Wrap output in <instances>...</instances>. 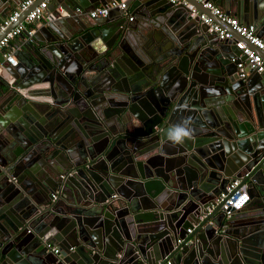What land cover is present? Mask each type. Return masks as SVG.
<instances>
[{
	"label": "water",
	"instance_id": "95a60500",
	"mask_svg": "<svg viewBox=\"0 0 264 264\" xmlns=\"http://www.w3.org/2000/svg\"><path fill=\"white\" fill-rule=\"evenodd\" d=\"M109 1L53 0L0 75V130L23 149L0 157V264H264V72L240 77L242 51L183 4L88 15ZM234 179L248 202L208 211Z\"/></svg>",
	"mask_w": 264,
	"mask_h": 264
},
{
	"label": "built area",
	"instance_id": "2783aa9c",
	"mask_svg": "<svg viewBox=\"0 0 264 264\" xmlns=\"http://www.w3.org/2000/svg\"><path fill=\"white\" fill-rule=\"evenodd\" d=\"M53 0H20L19 4L0 22V71L5 65L14 66L17 64L15 57L16 50L10 46V41L21 33L26 32L28 36L34 34L33 24L43 16L44 11L48 8ZM127 0H111L104 5H98L88 11V15L92 18L105 17L112 8L125 9ZM172 4H183L188 8L190 18H196L201 23L208 26L207 31L210 35L215 36L220 41L233 40L235 46L242 51L246 57V61H239L237 64L239 76L244 77L248 73V69H255L257 72H264V61L259 53L253 47L264 51V40L256 35L253 25H242L236 18L227 16L224 12L210 0H196L207 9L213 16L219 18L231 26L242 38L234 40L231 32L223 28L218 22L214 21L206 12L198 10L193 4L186 0H169ZM30 6H33L25 16L20 19L21 14ZM57 10L63 11L60 5H57ZM132 17L129 16V19ZM12 26L9 30L8 28ZM248 42V43H247ZM10 48L9 50L6 48ZM1 75V74H0ZM239 179H234L226 188V193H220L213 202L207 207L210 211L215 204L220 203L222 211L229 214L230 208L240 209L249 199L245 189L237 187ZM56 198V194H52ZM202 218V217H200ZM191 229L188 228L187 232ZM57 252L55 246L51 247ZM166 264H170L167 261Z\"/></svg>",
	"mask_w": 264,
	"mask_h": 264
},
{
	"label": "crops",
	"instance_id": "0c3cea01",
	"mask_svg": "<svg viewBox=\"0 0 264 264\" xmlns=\"http://www.w3.org/2000/svg\"><path fill=\"white\" fill-rule=\"evenodd\" d=\"M212 1L214 4H216L223 12L224 14H226L227 16L236 18L242 25H253L255 24L254 21L251 19L252 17H248V15L250 14V10L251 8H253L254 4H258V2H255V0H228L226 3H222V5H220L218 3V1H214V0H210ZM20 0H8V1H4L0 0V16L1 14L6 10V8H8V10L6 11V16L19 4ZM110 2V1H109ZM51 4V3H50ZM49 4V6H50ZM48 6V7H49ZM180 15H185V17H189L188 13L186 12V10L184 8H182V10H179ZM136 12V11H134ZM136 14V13H135ZM133 17H135V15L132 14ZM43 17V16H42ZM41 17V19H39L37 22H35L32 26V28L34 29V31L36 32V30L38 28H41L43 26V18ZM116 18H114L111 21H114ZM2 20L0 19V22ZM89 21V19L87 20ZM256 25V24H255ZM255 32L256 35L259 36L262 40H264V28L261 26V24H257L255 26ZM207 35V33H206ZM30 36H25L24 40H27ZM211 40H216L215 38H211L209 37ZM235 39H241L239 38V36H234ZM20 38L19 36H17L16 38L12 39L10 41V46L12 49L16 50V59H17V54H19L20 50H21V43H20ZM6 49H10V48H6ZM6 68H11L10 65H5V67L1 68L0 74L3 75V77L5 76V78L11 83L12 80H14V77L10 75V73L6 70ZM1 115L2 112H0ZM2 131L0 130V157H2V152L4 153L5 156L9 157L10 154L14 151H17L18 153L23 149L21 146V144L19 145L18 142H16V140L12 139V137H10L8 134V131L6 130V128H1ZM29 130V128H27ZM18 136L22 137L23 140L25 138V132L23 131H18ZM16 142V147H15V143ZM35 148V147H34ZM25 155V153H24ZM30 155V160L31 159H37L39 157L38 151L36 150L35 153L31 152L29 153ZM38 156V157H37ZM44 161V160H43ZM45 162V161H44ZM56 199V198H55ZM249 200V199H248ZM248 202V201H247ZM246 202V203H247ZM117 256L116 259H121L123 256V252L122 251H118L117 252Z\"/></svg>",
	"mask_w": 264,
	"mask_h": 264
},
{
	"label": "clouds",
	"instance_id": "9594fccd",
	"mask_svg": "<svg viewBox=\"0 0 264 264\" xmlns=\"http://www.w3.org/2000/svg\"><path fill=\"white\" fill-rule=\"evenodd\" d=\"M188 135H190L189 132L183 129H178L175 133L172 134L170 138L173 139L175 142H180L182 136H188Z\"/></svg>",
	"mask_w": 264,
	"mask_h": 264
},
{
	"label": "bare ground",
	"instance_id": "6f19581e",
	"mask_svg": "<svg viewBox=\"0 0 264 264\" xmlns=\"http://www.w3.org/2000/svg\"><path fill=\"white\" fill-rule=\"evenodd\" d=\"M53 197V196H52Z\"/></svg>",
	"mask_w": 264,
	"mask_h": 264
}]
</instances>
